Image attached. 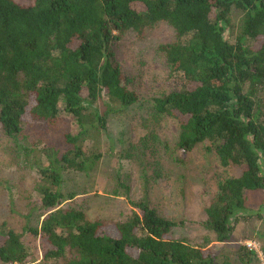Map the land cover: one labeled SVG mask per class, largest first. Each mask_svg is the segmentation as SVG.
<instances>
[{"label":"trees","instance_id":"trees-1","mask_svg":"<svg viewBox=\"0 0 264 264\" xmlns=\"http://www.w3.org/2000/svg\"><path fill=\"white\" fill-rule=\"evenodd\" d=\"M232 10L241 14L240 34L226 36ZM159 23L173 32L158 46L175 87L154 98L157 115L176 121L177 149L200 144L238 176L222 180L205 208L204 229L217 243L229 242L244 221L245 196L264 190V0H0V135L14 137L32 122L70 115L82 132L105 120L90 106L107 97L122 109L139 103L113 63L111 45L128 32L142 39ZM78 137L66 136L76 143ZM72 154V152H71ZM72 157L47 153L40 169L42 221L28 232L38 237L41 264H213V255L170 238L180 223L167 220L144 199L131 202L125 222L85 219L62 207L61 170H88ZM20 237L0 234V262L23 263ZM241 262L257 260L245 246Z\"/></svg>","mask_w":264,"mask_h":264},{"label":"rangeland","instance_id":"rangeland-1","mask_svg":"<svg viewBox=\"0 0 264 264\" xmlns=\"http://www.w3.org/2000/svg\"><path fill=\"white\" fill-rule=\"evenodd\" d=\"M240 23L241 14L232 10L226 27L230 42L240 34ZM172 38V30L159 23L142 39L130 31L111 45L113 63L139 103L122 109L107 97L97 100L90 111L104 118V128L88 123L82 132L70 115L60 112L51 123H27L12 138L0 135V234L18 235L26 254L23 263H15L41 264L38 237L27 230L38 227L43 218L39 189L49 183L41 180L39 171L48 165L51 150L57 158L72 157L76 147L81 155L77 161L95 160L86 171L61 170L62 207L82 211L88 221L125 222L134 211L131 202L145 199L160 216L181 224L170 232L171 239L210 252L213 264H264V190L246 194V219L230 241L214 242L203 227L205 208L218 183L239 173L222 167L206 144L182 154L176 121L153 111L152 100L176 86L158 51ZM68 135L78 137L75 146L66 141ZM240 246L252 249L257 260L241 262Z\"/></svg>","mask_w":264,"mask_h":264},{"label":"built area","instance_id":"built-area-1","mask_svg":"<svg viewBox=\"0 0 264 264\" xmlns=\"http://www.w3.org/2000/svg\"><path fill=\"white\" fill-rule=\"evenodd\" d=\"M11 264H18V263H15V262H14V263H11Z\"/></svg>","mask_w":264,"mask_h":264}]
</instances>
